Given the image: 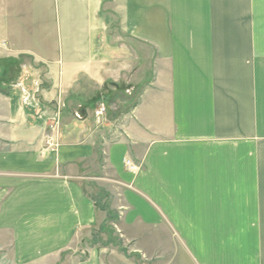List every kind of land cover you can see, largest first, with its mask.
Returning a JSON list of instances; mask_svg holds the SVG:
<instances>
[{
  "label": "crops",
  "instance_id": "obj_1",
  "mask_svg": "<svg viewBox=\"0 0 264 264\" xmlns=\"http://www.w3.org/2000/svg\"><path fill=\"white\" fill-rule=\"evenodd\" d=\"M31 2L16 0V16ZM109 2L130 35L124 48L107 43L103 53L90 48L96 33L86 44L79 23L69 40L64 22L58 56L57 42L37 35L43 22L35 38L16 22V59L43 64L48 83L20 65L0 93V264H107L97 246L61 258L100 222L81 182L98 164L113 183L106 192L118 230L137 252L153 237L155 252L172 254L173 264H228L229 252L256 253L242 238H264V0ZM134 44L152 74L132 106L129 85L105 97L101 86L116 81L117 61L132 62ZM113 94L122 95L119 105L108 102ZM100 102L107 109L96 126ZM125 159L139 168L129 171ZM229 237L240 238L239 249L227 244L217 255L218 238Z\"/></svg>",
  "mask_w": 264,
  "mask_h": 264
},
{
  "label": "rangeland",
  "instance_id": "obj_2",
  "mask_svg": "<svg viewBox=\"0 0 264 264\" xmlns=\"http://www.w3.org/2000/svg\"><path fill=\"white\" fill-rule=\"evenodd\" d=\"M109 1L110 0H84L82 2L78 0H67L66 3L65 0H43L42 3H39V1L37 0H32L30 4V10L26 12L23 5L21 6L22 12L16 16V0H0V22L9 25L11 28L5 31L0 26V32L4 31L7 34V36L4 35L0 37V58L16 59V55H19L16 51V22H24L22 24L23 26L28 23L31 27L29 33L32 34L33 37L35 36L34 29L36 28V26L40 27V24L43 22L45 26L41 29V31H39V33L37 32V35L41 36L45 40L57 42L54 52H56L58 56H61L63 52L62 49L64 47L61 46L62 40H64L63 37L65 36L64 22H67L69 24V40H73L75 38V34L77 32L76 25L79 23L84 26L83 32L85 34L86 44L88 41L87 39L89 37V33H96L95 41L97 42V44H95V42L91 44V49H94L96 47L97 51H99V47H101L100 49L103 53L104 51H107V48L109 47L107 43H112V45L115 43L116 45H118V47L124 48L125 42H127V38L130 34L126 33L122 28H120L119 14L109 12ZM33 6H35V10ZM82 8H84L85 10L83 11ZM98 9H100L101 12H98ZM100 21L102 24V29L99 31L98 26ZM88 24H90V29L88 27ZM94 34L91 33V37ZM98 42H100L101 46L100 44H98ZM67 47H69L70 54L75 52V45L71 44ZM132 47V62H124V60L117 61L116 71L121 73L119 74V76H117V78H115L116 81L108 79L101 86V90L102 92H104L102 93L103 97H105L107 95L106 91L108 89L116 87L119 90H123L125 84L127 86L129 85V90L126 91L127 93L125 94L131 96V98L128 100H130L129 102H131V105L133 106L138 102L140 90L144 86V83L146 84V80L151 76L152 73L150 72V67L148 65L146 66L147 63L144 60L142 61V52L139 50L140 46L134 44ZM20 65H22L24 69H27L28 71L30 70V72H32L31 70L33 69L38 70L37 74H41L40 79L43 81V83H48V81H46V77L43 76L45 67L40 62L34 61L28 57H22V59L20 60ZM122 80H124V82ZM121 86L123 88H121ZM88 94L89 93H86L84 95L88 96ZM108 98V102L115 101L117 103L121 100L122 95L119 94V96L114 97L113 94L109 95ZM101 104L103 103H98L93 110V116L96 121V126H102L104 120L103 118L105 116L104 114L106 112L105 110L99 116L95 114V111L100 108ZM127 104H129L128 106H130V103ZM104 105L105 107H107L105 103ZM58 119L57 121L53 122L52 125H50L51 130L59 127L60 117H58ZM52 137L53 136L51 134L48 139H51ZM127 160H129L135 167L139 168V165L132 162L130 159L124 160L125 166V162ZM97 168V170L84 173L83 175L85 176V178L81 179V182L86 193L97 202L96 208L100 215V222L94 227L84 231L83 235H79L78 237H76L71 244V249L63 252L61 254V258L64 259V257H68L72 254L73 251L78 253L76 254L78 258H83L85 256L82 251L85 252L89 248L97 246L99 249L103 250L102 254L107 261V264L108 262L109 264H173V258H171L170 260L172 254H170V256L167 255V253L157 254L155 252L156 238L149 237L145 238L146 242L144 240V242L142 241L143 243L139 242L142 247H146L148 249L147 252L144 251L142 253H139L135 250V247H139L138 245L134 244L135 241L126 240V238L121 235V232H119L118 230L119 211L118 209H116L114 197L112 195L110 196L107 193L109 192L107 190L111 188V184L113 183L109 180L108 174L102 171L100 164H98ZM218 239L221 241L219 245L216 246V248L218 249L217 255L219 256L226 253L224 252V246L227 244H229V248L232 249L231 251L239 249L237 248V243L240 242L239 237ZM242 239L248 246L254 244L256 253L253 254L242 250L237 256L235 255V257H244L243 262L237 264H264V238H249V240L247 238ZM135 240L141 241V238H135ZM202 240H204V238H194V241H196V243L198 244H201ZM166 242L167 241H165V243ZM183 242H181V244H183ZM229 253L231 257L229 255L228 260L230 261L228 264H231L233 259L235 260V253ZM3 255L4 254H0V256ZM10 256L11 254H7L6 258L9 259ZM221 257H223V255ZM4 263L11 264L8 263V261ZM233 264H236V261Z\"/></svg>",
  "mask_w": 264,
  "mask_h": 264
},
{
  "label": "trees",
  "instance_id": "obj_3",
  "mask_svg": "<svg viewBox=\"0 0 264 264\" xmlns=\"http://www.w3.org/2000/svg\"><path fill=\"white\" fill-rule=\"evenodd\" d=\"M19 66L20 60L14 58H0V84H2L0 85V93L5 94L9 85L16 80V74L19 70ZM94 203L97 207V202L95 200Z\"/></svg>",
  "mask_w": 264,
  "mask_h": 264
},
{
  "label": "built area",
  "instance_id": "obj_4",
  "mask_svg": "<svg viewBox=\"0 0 264 264\" xmlns=\"http://www.w3.org/2000/svg\"><path fill=\"white\" fill-rule=\"evenodd\" d=\"M106 110V107L104 104H101L100 108L98 110L95 111V114L97 116H99L100 114H102L104 111ZM126 166L130 171H136L138 169V167H135L129 160H127L126 162Z\"/></svg>",
  "mask_w": 264,
  "mask_h": 264
}]
</instances>
